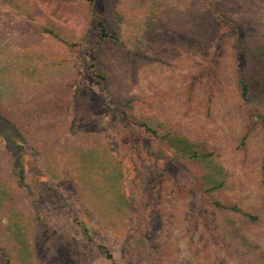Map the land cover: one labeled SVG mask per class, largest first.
<instances>
[{"label": "rangeland", "instance_id": "374dc122", "mask_svg": "<svg viewBox=\"0 0 264 264\" xmlns=\"http://www.w3.org/2000/svg\"><path fill=\"white\" fill-rule=\"evenodd\" d=\"M22 1L0 0V264H264V0ZM168 135L212 153L225 210Z\"/></svg>", "mask_w": 264, "mask_h": 264}, {"label": "trees", "instance_id": "16d2710c", "mask_svg": "<svg viewBox=\"0 0 264 264\" xmlns=\"http://www.w3.org/2000/svg\"><path fill=\"white\" fill-rule=\"evenodd\" d=\"M4 4L10 6L11 8L15 9L16 12L20 15H26L29 14V9L26 7L25 3L22 0H3ZM99 28L101 31L102 37H107L106 35V29L102 23H99ZM44 32H47L46 28L42 29ZM50 33L54 36H57L56 33H53L50 31ZM262 46V45H261ZM264 50V46H262ZM1 65H0V100L1 97H3V93L6 92V97L9 98H16V94H9L7 93L8 90L13 89L12 85L7 86V82H4L1 77ZM250 72L252 74V77L256 79V81L260 82L261 84H264V55L260 61H257L252 68H250ZM238 78V87L241 92V96L244 99H249L251 94V86L247 84L242 78L241 74L237 75ZM10 92H13L10 91ZM21 97H19L20 100ZM18 100V98H17ZM55 101V100H54ZM18 104V103H17ZM26 105L31 106L30 101L25 102ZM15 105V104H14ZM0 106L2 105V102H0ZM31 107H29L30 109ZM16 118V117H15ZM15 121L17 125L20 126V131L22 136L30 142V144L40 153H44V151H47L51 149L53 143H54V135L48 136L50 139L48 140L47 136L44 137V139L33 141V139L29 136H26L24 132L30 133L31 126L30 123H26L24 117H20L18 120L12 119ZM55 127L58 125H54ZM144 126V125H143ZM24 127V129H23ZM22 128V130H21ZM26 129V130H25ZM147 130H149L152 134H157L155 129L151 127H147ZM167 140L170 142L173 146H178L183 156H185L188 159H191L194 161V163L197 165V174H198V181L200 182L201 189L209 194L210 196L214 197V204L218 210H225L226 206L225 203H222L217 198V194L220 192L221 189L224 187L225 178L222 175V169L221 166L215 161L213 158V155L211 152L205 151L202 148L198 149V145L194 142L188 140L185 137H181L178 135L170 136L168 135ZM110 176V175H109ZM108 185L103 186L102 188L96 190V195L99 196V191L102 192V194L108 195ZM110 194V193H109ZM105 196V195H104ZM110 258V256L108 257Z\"/></svg>", "mask_w": 264, "mask_h": 264}]
</instances>
